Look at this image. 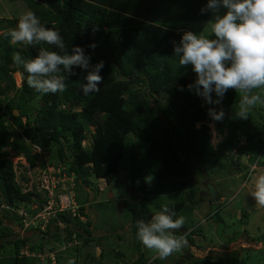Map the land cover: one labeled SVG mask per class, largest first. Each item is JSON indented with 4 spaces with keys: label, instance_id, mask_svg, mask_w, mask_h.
Returning <instances> with one entry per match:
<instances>
[{
    "label": "trees",
    "instance_id": "16d2710c",
    "mask_svg": "<svg viewBox=\"0 0 264 264\" xmlns=\"http://www.w3.org/2000/svg\"><path fill=\"white\" fill-rule=\"evenodd\" d=\"M10 1H22L43 26L58 31L69 54L71 47L80 46L92 57L91 65L102 60L105 66L99 73L102 79L98 92L83 95L80 84L85 82L87 72L77 67L72 69L74 74H67L61 66L60 74L67 76L66 91L38 93L27 85V74L17 86L14 73L22 69L13 67V53L19 51L22 57L31 59L42 47L60 50L45 43L34 47L10 44L9 38L0 35V264H42L21 255L25 248L30 253L44 254L65 248L58 253L56 263L67 264L62 260L64 251L73 252L69 260L79 259L81 247L93 241L87 202L77 203L78 217L61 213L51 220L46 231L37 234L41 239L38 244L28 238L4 241L11 236L3 224L5 219L21 225V217L12 210L22 206L29 211L32 204L41 209L36 188L23 191L12 162V158L22 156L29 169L43 168L44 163L39 164V155L33 152L35 148L49 152L50 164H64L68 174H75V193L83 185L89 187L91 177L110 185L120 173L125 174L124 183L136 194L125 206L130 213L133 250L140 252L129 264L148 262L136 238V222L150 220L153 209L159 210L165 197L172 201L189 199L182 194L187 189L190 192L193 185L190 176L194 162H215L221 167L220 154L224 153L237 171L242 167L248 170L256 163L264 166V105L253 108L247 120L236 119L241 94L233 89L228 90L221 106L205 105L187 87L195 82V73L190 67L181 68L173 54L183 33L192 31L207 37L201 28L210 26L224 9L202 15L200 9L206 0ZM18 20L0 17V33L14 28ZM90 44L96 48L89 49ZM212 96L216 98L214 93ZM161 98L164 105L159 102ZM36 100L38 107L31 109ZM209 107H222L224 119L213 121L207 114ZM209 123L219 136L227 131L226 140L216 149L211 144ZM242 130L246 134L244 147L235 137ZM86 139L90 144L83 146ZM224 149L226 152H222ZM34 213L29 211L30 215ZM58 221L65 225L63 229L56 226ZM200 232L190 231L188 241L193 244L191 237ZM46 236L50 237L47 244ZM70 242L75 244L68 248ZM4 245L12 246L14 251L5 255ZM116 254L120 259L123 256ZM187 259L183 264H225L222 257L197 258L189 254ZM83 262L104 264L88 252Z\"/></svg>",
    "mask_w": 264,
    "mask_h": 264
},
{
    "label": "clouds",
    "instance_id": "9594fccd",
    "mask_svg": "<svg viewBox=\"0 0 264 264\" xmlns=\"http://www.w3.org/2000/svg\"><path fill=\"white\" fill-rule=\"evenodd\" d=\"M221 8L225 10L223 15H216L211 23L214 38L187 31L174 45L173 54L181 68L190 67L195 73V82L187 87L201 97L205 105L221 106L228 90L233 89L241 94L234 115L236 119L247 120L253 108L264 105L261 95L264 93V0H206L200 14L218 12ZM0 35L9 38L10 44L34 47L45 43L60 50L42 47L31 59H25L19 51L13 53V67L22 69L14 75L23 80L27 74V85L36 92L66 91L67 76L60 74L61 66L67 74H74L72 69L77 67L87 72L85 82L80 84L83 95L99 91L102 79L99 73L104 62L91 65L92 57L80 46L71 47L69 54L60 33L43 26L35 12L26 11L14 28ZM88 48L94 50L96 45L90 44ZM254 90L258 91L253 94ZM207 114L216 122L225 117L222 107H209ZM86 141L89 144L90 139L83 144ZM255 167L253 165V169ZM250 194L255 203L264 208V175L256 177ZM184 224L183 216H177L172 208L162 205L160 210L153 209L147 222L143 219L136 222V238L143 247L154 250L160 260H165L187 246V233L175 234ZM69 264L74 261L70 260Z\"/></svg>",
    "mask_w": 264,
    "mask_h": 264
},
{
    "label": "rangeland",
    "instance_id": "374dc122",
    "mask_svg": "<svg viewBox=\"0 0 264 264\" xmlns=\"http://www.w3.org/2000/svg\"><path fill=\"white\" fill-rule=\"evenodd\" d=\"M26 11V5L22 1L0 0V17L20 18ZM201 30L208 38H214L211 33V25L203 26ZM14 78L19 86L22 79L15 75ZM36 102L37 100L34 101L31 109H35L34 106L38 107ZM159 102L165 104V100L162 98L159 99ZM23 121L25 122V119ZM208 125L213 133L211 144L216 149L226 140L227 131L224 135L219 136L213 130V123ZM235 137L238 138L241 147L246 145L245 130L238 131ZM83 145L87 146L88 142L86 141ZM222 152H226L225 149ZM220 155L223 161L221 167H218L215 162L211 164L200 161L193 163L190 176L193 185L190 192L187 189L182 194L183 198L188 195V200L186 198L181 201H172L165 197L160 202L159 210L162 205H167L176 212L177 216L185 218L184 226L175 233L177 236L183 233L188 234L194 229L201 231L191 237L193 244L187 239L186 247L174 252L165 260H160L154 250L146 249L141 245L140 251L146 252L145 255L148 257L146 264H183L188 261L187 255L189 254L197 258L222 257L225 264H264V208L257 205L250 194L254 190L256 177L264 175V166L256 163L255 166H258L255 169L251 165L248 170L246 167H242L241 171H237L233 165H230L229 159L224 153ZM20 157L22 156L12 158L18 183L22 186L23 191L36 188L38 168H28L29 171L27 164L16 160ZM241 160L249 162L244 157H241ZM263 160L264 157L261 161L264 162ZM124 176V173H120L117 180L110 185L91 177L89 187L83 185V188L76 191L77 203L87 202L85 209L87 219L92 223L93 241L88 246L81 247V258L72 259L74 264H87L88 262H83V257L87 252L93 254L98 261L101 260L104 264H114L115 262L129 264L137 256H140V252L133 250L134 237L130 232V213L125 206V203H129L136 194L124 183ZM242 214L245 215V218H242ZM3 224L9 229L11 235L4 241L28 238L32 244H38L41 240L37 234L21 232L14 219L11 221L5 219ZM45 238L44 241L47 244L50 237L46 236ZM229 239L235 240L231 242ZM55 247L61 248L57 244ZM13 251L12 246L4 245L3 253L5 255ZM117 252L123 255L121 259L116 254ZM74 255L76 257V254ZM69 256L73 257L71 250L63 252L62 260H65L67 264H69L67 261H70ZM154 259L161 262L153 263ZM92 264L98 263L92 262Z\"/></svg>",
    "mask_w": 264,
    "mask_h": 264
},
{
    "label": "built area",
    "instance_id": "2783aa9c",
    "mask_svg": "<svg viewBox=\"0 0 264 264\" xmlns=\"http://www.w3.org/2000/svg\"><path fill=\"white\" fill-rule=\"evenodd\" d=\"M33 152L39 155V164L44 163L43 168L39 166L36 167L38 168L36 190L42 202L41 209L38 208V205L32 204L28 208L29 211L35 212L34 215H30L29 211L22 206L12 211L21 217V225L19 226L21 232L41 235L46 231L51 220H54L58 214L65 213L72 218L78 217L79 206L76 202L75 174L73 172L68 174L64 164H50L48 151L35 148ZM16 160L23 161L24 164H26L23 157L16 158ZM26 191L29 190H25L24 192ZM80 220H84V218L80 217ZM56 226L60 229L65 227V225L59 221ZM74 244L75 242H70L67 244V247L71 248ZM64 249L65 248L61 250L53 249L52 252L44 254L42 252L30 253L29 250L25 248L20 251V254L35 258L42 264L45 262L57 264L58 253Z\"/></svg>",
    "mask_w": 264,
    "mask_h": 264
},
{
    "label": "water",
    "instance_id": "95a60500",
    "mask_svg": "<svg viewBox=\"0 0 264 264\" xmlns=\"http://www.w3.org/2000/svg\"><path fill=\"white\" fill-rule=\"evenodd\" d=\"M15 115H17V112L15 113ZM98 251H99V249H98Z\"/></svg>",
    "mask_w": 264,
    "mask_h": 264
}]
</instances>
